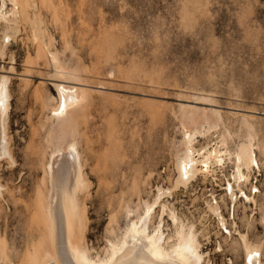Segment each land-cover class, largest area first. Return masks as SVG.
Instances as JSON below:
<instances>
[{
    "label": "rangeland",
    "instance_id": "1",
    "mask_svg": "<svg viewBox=\"0 0 264 264\" xmlns=\"http://www.w3.org/2000/svg\"><path fill=\"white\" fill-rule=\"evenodd\" d=\"M21 3L45 46L93 90L71 129L65 121L59 128L50 113L56 97L49 81L53 70L44 54L39 57L32 23L22 12L0 56V75L9 76L10 94V156L0 161V264H29L47 244L44 170L54 148H65L71 138L86 179L77 194L83 231L75 239L92 259H104L142 213V202L151 201L157 187L173 185L183 125L200 118L202 107L210 111L194 145L218 144L230 153L213 176L200 175L171 190L161 200L165 212L154 208L147 231L160 225L164 241L170 240L173 212L197 235L208 264H243L237 233L261 246L264 264V0ZM10 7L5 0V9ZM4 25L0 21V45ZM248 143L258 168L243 170L249 180L240 188L252 201L238 196L232 206L225 188L233 182V155ZM212 203L226 230L209 212Z\"/></svg>",
    "mask_w": 264,
    "mask_h": 264
},
{
    "label": "bare ground",
    "instance_id": "2",
    "mask_svg": "<svg viewBox=\"0 0 264 264\" xmlns=\"http://www.w3.org/2000/svg\"><path fill=\"white\" fill-rule=\"evenodd\" d=\"M8 2L11 7L9 9H5V0H0V21L5 24L1 36L2 44L0 45V56L3 55V48L7 44L8 40L14 36L15 31L17 30L19 23L18 19H20L19 17H21V13L23 12V15L28 14L23 11L27 6L24 8L25 4H20L21 0L20 2L19 0H8ZM21 6L24 9H21ZM28 16L26 15L27 22ZM28 23H30V21ZM31 26L33 28V38L39 43V46L36 45L37 53L39 57L42 56V54L45 55L53 70L49 81L51 82L50 85L56 92V97L55 105L50 110L51 117H53L58 123V127L61 125V122L65 121L66 123L64 122V124L70 126L71 129L73 124L71 123V120H74V118L76 120V117H79L80 112L77 113V110L81 109V107L85 110L84 108L87 107L88 104V93L93 89H91L90 86L79 83L76 74L67 71L68 69L66 70L63 67L58 54L50 51L49 49L51 46L48 49V47L45 46L44 42L41 40L40 32L38 30L39 28L36 27V23L34 21ZM6 74L0 75V161L5 157L10 156L7 139L10 94L8 86L9 76ZM98 89L102 88L100 87ZM84 103L86 106H84ZM190 104L208 106L207 104L200 102H190ZM61 108L63 111H61ZM80 111L82 115L84 111ZM199 111L202 112V116L199 114L200 118H194L193 123H190L191 125L189 124L190 126L186 121V125H183L181 149L179 152L177 151L174 159L175 178L173 185L171 188H166L165 190L161 187H157L153 199L149 202H142V213L136 217L135 221L130 220L131 223L125 230L122 240L118 244H112L109 246L110 250L104 259H92L84 248L82 247V249L79 246L77 240L75 239L78 234H82L81 230L83 231V221L78 205L77 194L81 192L84 187L86 188L84 181L86 179L83 176V180L82 177L84 173H81L82 170L78 154L79 152L76 149L77 144H75L76 140L74 141V138V142H71L72 138L69 137L71 140L66 143L67 145H65V148H61L57 145L51 155L49 154L50 157L44 170L48 179V193L44 209V216L46 219L45 222L47 225V244L44 243L45 246L41 251L39 250L40 252L37 254L34 255L33 253V258H31L30 263L192 264V261H195L196 258H198V264H208V261H205V254L201 252V246L197 240V235L194 233L192 228H187L183 223H181L173 212H169L168 214L174 226L173 236L170 240L166 242L164 241L160 232V225L154 228L151 233H148L147 231V226L148 223L151 222L154 208L159 206L161 215L165 212L166 205L163 204L161 200L164 197H168L171 194V190L178 187H187L189 183L194 181L200 175L204 177L213 176L216 171L215 169L220 168L225 160V153L228 151H222V148L218 144H214L212 147L206 145L200 148H197L194 145L195 136L197 134H201L199 132L200 125L205 122H203L205 119L203 116H206L205 112L210 111V109L202 107ZM74 112L77 114L76 116L73 115ZM71 114L75 117L69 119ZM199 115L197 114L196 117ZM68 119L71 125L69 123L67 124ZM190 122H192V120ZM66 125L63 127L65 128ZM210 127L212 128V126ZM67 128L69 129V127ZM66 133L67 132L64 134ZM72 136L74 137V135ZM60 145L63 146V144ZM228 153H226L227 156L229 155ZM233 156L234 171L231 176L233 182L227 183L225 188L226 195L232 206L235 204L238 196L239 198H242L244 202L251 203L252 197L250 195H246V193L240 188V184L243 182L247 183L249 180L247 174H245L243 170L249 171L252 167L258 168L252 145L248 143L247 145L239 147ZM86 183L88 182L86 181ZM253 189H255V187L251 185L250 192ZM208 210L217 218L220 227L226 230L224 218L219 213V208L216 203L208 205ZM261 222L264 230V218ZM225 234L230 235V231L228 230ZM237 235L243 254V264H261V246L251 244L248 240L247 234L237 233ZM41 246H43V243ZM189 246L192 249L191 252L186 250ZM218 249H220V246H218ZM250 256L252 257L251 261H249Z\"/></svg>",
    "mask_w": 264,
    "mask_h": 264
},
{
    "label": "snow or ice",
    "instance_id": "3",
    "mask_svg": "<svg viewBox=\"0 0 264 264\" xmlns=\"http://www.w3.org/2000/svg\"><path fill=\"white\" fill-rule=\"evenodd\" d=\"M61 111H63L62 108H61ZM186 178H187V177H186ZM133 227H135V226H133ZM186 250H187L188 252H191V251H192V249H191L190 246H189ZM251 259H252V257L250 256V257H249V261H251ZM192 264H198V258H196L195 261H192Z\"/></svg>",
    "mask_w": 264,
    "mask_h": 264
}]
</instances>
